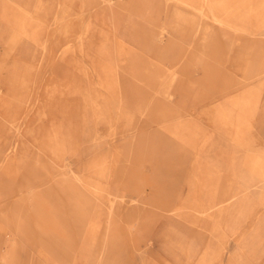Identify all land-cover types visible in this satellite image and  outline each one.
<instances>
[{
  "label": "rangeland",
  "instance_id": "374dc122",
  "mask_svg": "<svg viewBox=\"0 0 264 264\" xmlns=\"http://www.w3.org/2000/svg\"><path fill=\"white\" fill-rule=\"evenodd\" d=\"M0 264H264V0H0Z\"/></svg>",
  "mask_w": 264,
  "mask_h": 264
}]
</instances>
